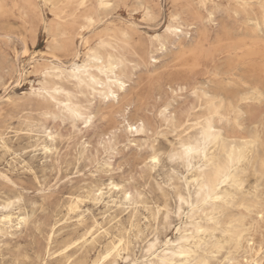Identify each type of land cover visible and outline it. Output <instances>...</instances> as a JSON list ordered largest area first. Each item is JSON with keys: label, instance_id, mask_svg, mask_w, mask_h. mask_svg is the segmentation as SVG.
<instances>
[{"label": "rangeland", "instance_id": "374dc122", "mask_svg": "<svg viewBox=\"0 0 264 264\" xmlns=\"http://www.w3.org/2000/svg\"><path fill=\"white\" fill-rule=\"evenodd\" d=\"M5 2L15 7L8 8L7 16L0 13V135L9 137L8 143L11 146L7 153L0 149V172L8 177L6 180L3 175L0 176V215L11 211L14 216L22 212L28 219L20 226L0 224V264H91L117 238L125 241V250L120 257L104 261V264H128L129 261L144 264L146 257L150 258L145 251L150 238L160 240L157 248L160 251L165 248L164 242L167 239L174 242L181 235L192 233L194 229L187 227L193 223L191 219L181 220L171 216L165 226L163 217L152 218L153 209L157 206H167L169 209L179 207V200L176 199L179 193L172 186H165L169 180L174 179L175 187L179 188L183 174L174 178L173 166L169 162H162L154 173L151 169L142 171L140 165L147 158L142 155L140 148L147 139L143 134L122 132L117 135L110 149L100 147L101 138L117 126L116 113L128 105H131L129 111L133 115L151 119L150 105L159 103L156 98L160 96L164 97L165 102L171 99L169 87L174 90L183 87L189 89L188 94L176 97L177 108L193 103L189 96L194 85L214 88L215 72L222 71L230 59L226 51L230 40L222 38L217 41L223 34L236 40L248 33L244 48L236 55L240 59L238 73L244 79L250 81L254 78L253 69L264 71V35L260 31H253L245 22L247 16L264 18L260 0H250L253 6L246 11L241 10L239 15L235 7L237 0H222L224 5H233L231 11L226 7L217 11L210 22L206 17L198 18L192 9L186 7L196 0H163L165 6L179 5L177 11L190 18L180 34L167 37L163 48L159 43L153 45L149 37L162 33L167 27L166 13L162 14L161 23H145L139 14L133 13L129 17L127 9H117L110 24L124 19L136 23L138 27V31L127 42L120 44L117 50V54L126 58L123 67L126 75L125 90L117 93L120 97L117 103L111 98L103 100L97 91L96 94L87 89L80 92L73 84L67 83L76 102L87 106L91 115L108 117L106 121L98 119L88 128L77 123L75 129L70 119L62 116L59 119L52 118L59 116L60 110L48 101L30 94V88L39 86L42 79L35 67L49 62L68 66L75 59L72 49L80 48V38L74 34L72 17L76 9L71 5L76 3L61 0L56 4L55 11L60 16L57 23L67 32L66 35H59L60 41L57 43L52 40L53 31L57 27L53 23V10L45 8L43 0ZM87 3L91 9V5L98 2L88 0ZM199 42L210 48L211 52L195 58L189 56L188 50ZM24 47L29 52L27 56L23 55ZM17 53H20L19 57ZM7 96L11 102L6 101ZM49 111L56 115L51 113L52 117L45 116ZM243 113L241 127L225 123V128L243 136L250 135L258 126L260 131L264 130V102L243 107ZM44 128H50L56 133L54 149L47 152L42 148ZM130 135L133 137L131 143L128 142ZM263 153L264 146H259L253 154L258 157ZM176 170L179 171L178 167ZM251 179L254 184L255 178ZM110 182L124 185L133 193L139 192L144 200L134 199L129 205L124 201L123 193L114 189L110 197L105 195L102 200L95 199L97 188L106 187ZM184 192H187L186 188ZM75 195L82 197V203L76 212H72L67 209V204L69 198ZM9 200L14 201L13 206L1 209V205ZM235 212L239 214L240 210L235 209ZM79 216L84 220L83 225L79 224ZM134 217L136 234H144L140 240L135 235L129 237L127 231V227L133 225ZM93 219L107 233L100 234L92 248L78 249L72 246L67 251L71 258L69 262L66 257L55 252L76 235L83 233V228ZM177 228L181 229L179 235ZM201 237L206 244L199 250L198 258L212 259L220 244H224L226 250L214 257L217 264L229 255V244L225 243L222 236H217L215 240L211 234ZM249 238L253 239L255 249H258L255 252H259V230H253ZM242 249L248 252L249 260L261 259L248 250L247 239ZM239 258L244 259L245 256L242 254Z\"/></svg>", "mask_w": 264, "mask_h": 264}, {"label": "snow or ice", "instance_id": "6c2138e0", "mask_svg": "<svg viewBox=\"0 0 264 264\" xmlns=\"http://www.w3.org/2000/svg\"><path fill=\"white\" fill-rule=\"evenodd\" d=\"M250 6V0H237L235 7L237 15L241 10H247ZM14 8L15 5L9 6L5 0H0V13L8 15V8ZM37 8V5H29ZM45 8H51L53 23L60 21V16L56 14V5H45ZM76 9L72 17L74 34L80 38V48L72 49L75 53V59L70 70L67 66L62 70L60 68L44 69L43 75L47 77L51 70L62 75L67 74L70 80L76 81L79 86H87L93 94H96L97 84L101 88L107 89V95L101 92L103 100L114 99L119 103V95L114 90L118 87L120 91L125 90V84L122 83L123 77L117 76V72L124 66L123 58L119 60L114 57L120 44L127 42L130 37L138 31L136 23L129 20L121 19L115 24L109 21L115 16L117 9H127L129 17L133 13L139 14L145 23L155 21L161 23L162 14H167V27L162 33L149 37L153 45L159 43L161 48L166 42L169 35L180 34L189 19L183 13L177 11L179 5L165 6L163 0H98V3L91 5L85 0H80L78 4L71 5ZM192 9L195 15L203 19L204 17L210 22L213 14L223 8L231 11L233 5H224L222 0H196L195 3L186 5ZM170 8L171 11H167ZM261 11L264 12V0H260ZM264 35V22L250 21ZM47 30V29H46ZM67 34L65 30V35ZM87 37V39H86ZM53 42H59V36L52 37ZM20 53H17L19 57ZM24 56L29 55L25 48ZM83 56L84 62L81 64L80 59ZM155 63V61H153ZM94 67V71H93ZM95 74H99L98 76ZM60 78V77H58ZM105 78L106 84L104 83ZM217 79H220L218 76ZM231 85V81L228 82ZM63 92L62 89H57ZM171 97L167 102L164 97L156 99L159 101L156 105H150L151 119H145L141 115H133L129 111L131 105L124 107L119 113L118 123L106 137L101 138V145L105 149L115 141L118 134L127 132L128 134L139 133L147 137L140 145L144 159L140 165L141 170L151 169L154 173L162 162H169L173 166V177L180 176L182 179L179 188L175 187L174 179L169 180L168 186H172L179 195V207L169 209L155 207L152 218L159 219L163 217L166 222L169 217L176 216L181 220L191 219L193 223L187 225L194 229L192 233H185L176 241H165L164 247L170 248L171 251L165 253V259L160 264H217L215 256L225 251L224 244L218 245V250L213 253L212 259H200L199 250L203 247L201 236L211 234L215 240L217 236H222L225 243L229 244V255L225 257L220 264H264V155L254 156L252 149L257 143L264 145V130L258 134L251 135L247 139H225L223 127L218 129L217 121L221 126L225 121L230 125L234 122L237 127H241V117L244 115L242 108L246 103H250L253 96L257 93L252 89L247 95L236 98L225 99L222 95L214 94L209 91L208 86L194 85L191 88L189 99L192 104L177 108L175 99L178 96L189 93L188 87L175 89L168 88ZM33 94H38L35 90ZM83 94V93H80ZM65 96H71V93H63ZM261 102H264V89L259 92ZM199 101L200 107L195 106ZM58 107L62 108L59 116L52 117L51 113L45 116L55 119H70L73 128L77 123L84 128L92 126L98 119L107 120V116H93L89 113L87 106L73 105L71 100L66 101L62 106L57 99L55 101ZM158 109V111H157ZM235 116V121H233ZM49 140L54 139L51 132H47ZM132 136H129L128 142L131 143ZM223 143V150L220 146ZM230 145V147H229ZM150 146V147H149ZM50 149L45 148V151ZM179 169L177 171L176 169ZM252 177L255 183H252ZM108 188L116 192L124 193L123 199L132 204L134 199L144 200L139 192L133 193L124 185L109 183ZM187 192H184V189ZM163 191V188L161 189ZM104 194V189L96 193L97 197ZM112 194V193H110ZM140 207V204L136 205ZM235 209H239L237 214ZM147 212V209H145ZM258 213V216H257ZM252 221V223H249ZM135 217L133 225L127 227L129 237L135 235L137 240L142 239L143 233L135 232ZM244 229V230H241ZM259 230L261 244L259 252H254L255 244L253 239L249 238L253 230ZM177 234L181 229L177 228ZM232 236L231 242L227 237ZM247 239L248 250L254 252L257 260H249L248 252H243L242 245ZM200 240V243L194 241ZM159 239H151L147 242V253H152L160 246ZM125 241L120 240L108 255L120 254L123 250ZM232 244L235 245L232 248ZM244 259H240L241 255ZM171 257V259H169ZM179 257V260L175 259ZM107 259V258H105ZM104 264V261L99 262ZM128 264H134L129 261ZM145 264H156L155 260H147Z\"/></svg>", "mask_w": 264, "mask_h": 264}, {"label": "bare ground", "instance_id": "6f19581e", "mask_svg": "<svg viewBox=\"0 0 264 264\" xmlns=\"http://www.w3.org/2000/svg\"><path fill=\"white\" fill-rule=\"evenodd\" d=\"M43 1L46 4L56 5L61 0H43ZM87 1L88 0H85L86 3H87ZM68 2H70V3L74 2V3L78 4L80 2V0H68ZM97 2H98V0H97ZM91 10L92 9L89 8V9L84 10V11H91ZM258 20L264 22V18H262V17L260 18V17H256V16H247L245 22H246V25L248 27H250L253 31H260L259 29L256 28L254 23H250V21H258ZM64 33H65L64 29L59 28V30H58L56 27L53 31V36H59V35L62 36V34H64ZM247 36H248V33L246 32L244 35H242L241 38H239V37H237L239 39L235 38L236 40H232L231 39L232 37L228 34H223V35L219 36V38H217V41L221 40L222 38L230 40V42L226 46V51L230 55V59L227 62L226 66L222 69V71L215 72V75H216L215 87L212 88V87L207 85L210 92H212L214 94L222 95L226 100L230 99V98H236L238 96L247 95L249 92L252 91V89H256L257 93L253 96V98L251 99V102L246 103L243 107L249 106L252 103L261 102L259 92L261 89H264V71L253 69L254 78H252L250 81L244 79L242 77V75H240L238 73L239 72V66H240V59L238 57H236V55H238L239 50H242L244 48V46H245L244 41H245V37H247ZM66 38H68V35ZM64 46H66V44ZM214 50H215V48H214ZM210 52H211V49L206 48L201 42H199V44L197 46L192 47L188 50L189 56H192L193 58H195L199 55L209 54ZM182 53H183V51H182ZM119 54L120 53L117 54V51L115 53H113L114 57H116L118 60L120 58H123V56H120ZM182 59H180V61ZM123 60L125 62L123 67H125L126 58H123ZM186 60H187V58H186ZM58 61H59V59H58ZM73 61L74 60H72V62L67 66V68L69 70L73 64ZM83 62H84V58L82 60H80L81 64ZM65 67L66 66H63L62 64L53 63V62L44 63V64H42L41 67H38V68L35 67L36 68L35 71H39V74L42 75V79L40 81L39 86H37V87L31 86V88H30V94L34 95L33 92L35 90L38 93V94H35V96L40 97L45 101H48L53 106L57 107V109H59L60 112L62 111V108L57 106V103L55 102L57 99L59 100V103L61 106L66 101L71 100L73 105L78 104V105L84 107L83 105L76 102L75 96L72 93V91H71V89L67 83L73 84V86H75L77 89H79L80 92L83 89H87V90L91 91V89L89 87H87V86L81 87L78 85V83L76 81L70 80L68 78L67 74L62 75L61 73H57L54 70H51L47 77H45L43 75L44 69L60 68L63 70ZM93 71H94V67H93ZM95 75L98 76L99 74H95ZM117 76L123 77L122 83H124V84L126 83V75L124 74L123 68L117 72ZM218 76L220 77V79H217ZM58 77H60V78H58ZM106 80H107V78H105V80H104L105 84H106ZM229 81H231L230 86L228 85ZM96 88H97V92L99 95L101 92H104V94L107 95V89L106 88H101L99 86V84H97ZM57 89H62L63 92H59V91H57ZM114 90L116 91V93H118L120 91V89L118 87H115ZM63 93H71V96L70 97L65 96V95H63ZM6 101L11 102L12 100L9 96H7ZM199 107H200V104L198 101L197 108H199ZM242 111H243V108H242ZM49 113L56 115V113L51 112V111H49ZM233 121H235V116H233ZM216 123H217L218 129L220 127H223L225 139H229V140L230 139H237V140L247 139L249 136L258 134L260 132V129L258 126V127L254 128V131L250 135H247V136L238 135L237 132L231 131V130H228L225 128V123H228L227 121H225L222 126H221L219 121H217ZM233 125L236 126L234 122H233ZM8 128H10V127H8ZM42 132L44 134L43 135L44 141L42 143V148L44 151H45V148H48V149H50L49 151H51L52 149H54L53 142L55 140L56 133H54L50 128H44ZM47 132H51V134L54 136V139L49 140L48 136L46 135ZM8 141H9V137H7L5 135H0V149H2V151L4 153H7L11 150V146L9 145ZM259 146L263 147L264 145L257 143V145L252 149L253 153L255 152V150ZM223 147H224V145L222 143L220 146L221 151L223 150ZM229 147H230V145H229ZM263 155H264V153H263ZM254 156H256V154H254ZM1 175H3L6 180H8V177L0 172V176ZM111 183H113V182H111ZM101 189H104L103 196L97 197L95 194V199L102 200L105 195H109V197H110V193L113 191V189L110 190L108 188V186H106V187H98L97 192H100ZM178 195L179 194H177V196ZM123 196H124V193H123ZM80 203H82V197L80 195L72 196L68 200L67 209L69 211L76 212L80 208ZM13 204H14V201L9 200L5 204L1 205V209H5V210L9 209L13 206ZM27 219H28V217L26 216L25 213L19 212L13 216L12 212L9 211L7 213H3L0 215V224L1 225H8V226H12V225L20 226L22 223H26ZM83 223H84V220L82 219V216H79V224L83 225ZM83 230H84L83 233L76 235L68 243L64 244L60 249L55 251V252L59 253L58 255L66 257L67 262H69L71 260L69 254L67 253L69 248H71L72 246H74L76 248L78 247V249L92 248L95 245V243H97V237L100 234L107 233V231L103 228V226L94 219L92 220V222L89 225L85 226L83 228ZM241 230H244V229H241ZM1 232H2V229L0 227V233ZM184 235L185 234H183L181 236H184ZM121 239L122 238H117L116 241H111L110 245L108 247H106L104 249V251L102 253H100L96 257L95 260L92 261L91 264H99V262L107 261V260L112 261L116 257H120L121 253L120 254H113L111 256H109L108 254L110 252H112V249L115 247L116 244H118L120 242ZM154 239H157V238H154ZM200 240H203V245L206 244V242H204L203 237H200ZM200 240H196V241H194V243H200ZM232 240H233L232 236L227 237L228 242H231ZM166 241H169V239H167ZM124 250H125V248L123 247L122 251H124ZM170 251H171L170 248H164L160 251H157V249H156L152 253H150V254L148 253L150 258H148L147 260H149V261L155 260L156 263L160 264V262L165 259V253L170 252ZM255 251H258V249H254V252ZM105 258H107V259H105ZM169 259H171V257H169ZM175 259L179 260V257H176Z\"/></svg>", "mask_w": 264, "mask_h": 264}]
</instances>
